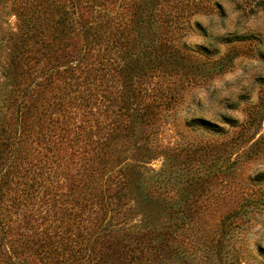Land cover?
<instances>
[{
  "label": "trees",
  "instance_id": "obj_1",
  "mask_svg": "<svg viewBox=\"0 0 264 264\" xmlns=\"http://www.w3.org/2000/svg\"><path fill=\"white\" fill-rule=\"evenodd\" d=\"M13 7L18 26L5 39L21 70L0 55L4 102L12 103L0 121V264H147L145 233H133L140 246L133 248L129 233L116 237L114 216L132 188L141 192L166 172L129 164V154L153 121L144 112L156 94L169 108L180 96L179 40L199 2L17 0ZM155 78L163 88L148 82ZM198 121L211 125L189 123Z\"/></svg>",
  "mask_w": 264,
  "mask_h": 264
},
{
  "label": "rangeland",
  "instance_id": "obj_2",
  "mask_svg": "<svg viewBox=\"0 0 264 264\" xmlns=\"http://www.w3.org/2000/svg\"><path fill=\"white\" fill-rule=\"evenodd\" d=\"M197 1L179 40L180 96L169 108L156 94L144 112L153 121L136 147L126 144L135 147L129 164L166 172L123 197L116 237L129 233L137 248L133 233H145L147 264H264V0ZM16 2L0 0V55L14 72L19 55L5 38L18 26ZM226 55L233 58L220 70ZM188 77L195 79L186 85ZM6 97L0 85V121L11 110Z\"/></svg>",
  "mask_w": 264,
  "mask_h": 264
}]
</instances>
